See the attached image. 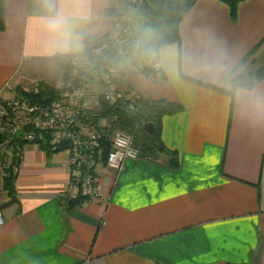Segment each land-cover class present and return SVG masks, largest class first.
I'll return each instance as SVG.
<instances>
[{"label": "crops", "instance_id": "crops-1", "mask_svg": "<svg viewBox=\"0 0 264 264\" xmlns=\"http://www.w3.org/2000/svg\"><path fill=\"white\" fill-rule=\"evenodd\" d=\"M121 6L5 0L0 88L40 81L56 87L68 71L56 60L81 57L84 39L111 33L117 19L105 9ZM54 20L63 26L54 28ZM179 34V50L170 44L155 56L163 77L144 76L134 53L116 70L118 86L181 105L162 117L160 129L178 166L170 168L163 153L128 159L119 171L100 166L97 185L106 201L87 198L68 209L67 153L24 144L15 201L5 205L12 196H0V264H251L264 242V78L235 90L229 120L225 75L264 66V0L240 2L235 21L221 1L196 0ZM86 92L95 107L98 85L89 83Z\"/></svg>", "mask_w": 264, "mask_h": 264}, {"label": "trees", "instance_id": "trees-1", "mask_svg": "<svg viewBox=\"0 0 264 264\" xmlns=\"http://www.w3.org/2000/svg\"><path fill=\"white\" fill-rule=\"evenodd\" d=\"M4 1L0 0V31L4 28L3 8ZM226 4L229 8V16L231 21H235L237 6L240 2L245 0H219ZM196 0H139L137 6L127 4L125 0H122V11H113L112 8H106L105 13L109 16L119 18L126 14L132 21L131 28L122 37L121 41L112 40L100 54L92 56L88 47L89 39H84L87 46L84 48L82 54L85 55L91 62L86 70L85 85L89 83H95L98 85L99 92H96L95 107L89 106L86 101V96H83V101L90 107L85 109V116H88L93 124L99 129V142L94 152L100 151V156L103 164L105 163L107 153L109 151L108 135H111L117 130L124 131L131 135L133 146L137 149L138 154L141 156L152 157L157 153H163L168 157V165L170 168H176L178 166L177 152L167 148L161 139V119L165 115H171L181 110V105L176 102H172L163 98L148 99L139 95L135 91L129 94L126 90L131 91V88L124 87L120 97H115L113 100L105 98L103 94V86L100 82H94L93 77L99 71H105L102 69L110 68L113 70L112 81L115 85L116 82V70L123 62V58L129 54L136 55L137 69L144 76H164L159 74V68H154L153 64L156 60L155 56L157 51L167 45L176 44L178 50L180 48V34L179 23L184 12H186ZM115 9V8H114ZM107 34L103 37H109ZM264 37L262 38V40ZM261 40V42H262ZM260 44V43H259ZM258 46V45H257ZM255 47L246 55L249 57ZM56 63L66 70H70V62L56 60ZM156 64V63H155ZM264 78V66H260L245 74L236 73L235 69L225 75V80L230 83L231 90L226 91L230 96V114L231 117L232 100L235 90L240 88L250 89L259 80ZM37 92L34 94H26L28 98L37 103L48 105L53 101L60 98V90L56 87L50 86L45 82L36 83ZM214 89L219 90L214 87ZM120 90L116 88L114 93ZM220 91H223L220 89ZM19 93H23L22 90H18ZM140 106L147 110L149 116L147 119H143L136 114L134 107ZM101 121L106 124H101ZM147 121L152 122L153 132H147L143 125ZM22 132L19 131L14 135V140H20L19 135ZM5 138V135L0 134V142ZM40 141L39 148L47 155L57 153L62 150L63 147H58L56 151H52L49 145L48 137L43 139H37ZM19 149L23 147L26 142L19 141ZM16 160V159H15ZM18 161V159H17ZM16 174H10L4 181L9 196L14 193L13 182ZM88 196L77 194L75 198L65 200V205L68 209H72L86 200Z\"/></svg>", "mask_w": 264, "mask_h": 264}, {"label": "built area", "instance_id": "built-area-1", "mask_svg": "<svg viewBox=\"0 0 264 264\" xmlns=\"http://www.w3.org/2000/svg\"><path fill=\"white\" fill-rule=\"evenodd\" d=\"M139 0H128L133 6L138 5ZM118 30L109 37L91 39L88 43L90 54L96 56L109 46L112 40L121 41L125 33L132 25L130 17L126 14L120 17ZM70 76L68 81L61 78L56 86L60 90V98L48 105L31 101L26 94L37 92L36 84H32L19 93L13 87L6 85L0 88V134L5 138L0 142V196L8 193L4 181L10 174H17L21 162V150L19 141L26 142L39 148L40 141L48 137L52 151L58 147L67 153V171L69 175L68 193L66 199L75 198L78 193L88 198H96L106 201V195L99 192L96 170L102 163L100 151L94 152L99 142V129L93 124L85 109H89L83 96L86 95L85 85L86 70L91 67V62L86 56L74 58L70 61ZM154 68L157 65L153 64ZM93 77L94 82H100L103 86V94L106 99L113 100L121 96V90H116L112 81L113 70L102 69ZM94 108V107H93ZM102 123V121H101ZM30 125L29 131L23 130V126ZM19 131L20 140H14V135ZM109 151L106 157V167L119 171L124 167L128 159L139 157L137 149L133 146L132 137L126 132L115 131L108 135ZM40 149V148H39ZM16 159V160H15ZM18 159V161H17ZM3 217L0 212V224Z\"/></svg>", "mask_w": 264, "mask_h": 264}, {"label": "water", "instance_id": "water-1", "mask_svg": "<svg viewBox=\"0 0 264 264\" xmlns=\"http://www.w3.org/2000/svg\"><path fill=\"white\" fill-rule=\"evenodd\" d=\"M134 109H135L136 114L139 115L140 117H142L143 119H147L148 118L149 114H148L147 110H145L144 108H142L140 106H136V107H134ZM143 127H144V129L147 132H149V133L153 132V124H152V122L147 121L146 123H144ZM29 128H30L29 124H26L25 126H23V130H25V131H29ZM13 201H15V196H12L11 199L8 202L5 203V205H7V204L9 205ZM5 205H1V207L5 206ZM263 247H264V242L261 243L257 247L255 253L253 254L251 264H259L260 263L261 251H262Z\"/></svg>", "mask_w": 264, "mask_h": 264}, {"label": "rangeland", "instance_id": "rangeland-1", "mask_svg": "<svg viewBox=\"0 0 264 264\" xmlns=\"http://www.w3.org/2000/svg\"><path fill=\"white\" fill-rule=\"evenodd\" d=\"M126 2H127V4H129L128 3V0H125ZM228 7V6H227ZM229 9V8H228ZM117 19V28H115L111 33H109L110 35H112L113 33H115L117 30H118V27H119V25H120V22H121V19H120V17L119 18H116ZM63 77H65L64 78V80L65 81H68L69 79H70V76L69 75H66V76H62V77H60V79L61 78H63ZM59 84V83H58ZM227 84V83H226ZM228 85V84H227ZM92 106L94 107V104H92ZM99 192L101 193V190L99 189Z\"/></svg>", "mask_w": 264, "mask_h": 264}, {"label": "bare ground", "instance_id": "bare-ground-1", "mask_svg": "<svg viewBox=\"0 0 264 264\" xmlns=\"http://www.w3.org/2000/svg\"><path fill=\"white\" fill-rule=\"evenodd\" d=\"M82 56H85V55H83L82 54ZM66 75H68V74H66ZM65 75V76H66ZM59 83V82H58ZM58 83H57V85H58ZM56 85V86H57ZM115 88H118V89H120L121 91L123 90V89H125L124 87H120V86H118V85H115ZM125 91H127L129 94H132L134 91L131 89V91H128V90H126L125 89ZM85 92H86V90H85ZM86 94H87V92H86ZM117 131H119V130H117ZM124 132V131H123ZM107 157V156H106ZM100 160H101V156H100ZM101 163H102V165L101 166H105L106 167V160H105V163L103 164V162H102V160H101ZM67 193H68V185H67V189H66V192H65V195H67Z\"/></svg>", "mask_w": 264, "mask_h": 264}, {"label": "clouds", "instance_id": "clouds-1", "mask_svg": "<svg viewBox=\"0 0 264 264\" xmlns=\"http://www.w3.org/2000/svg\"><path fill=\"white\" fill-rule=\"evenodd\" d=\"M63 26V22L62 21H60V20H54L53 21V27L54 28H60V27H62Z\"/></svg>", "mask_w": 264, "mask_h": 264}]
</instances>
